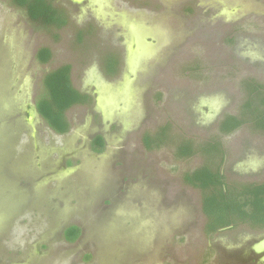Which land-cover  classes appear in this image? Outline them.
<instances>
[{"label":"rangeland","instance_id":"obj_1","mask_svg":"<svg viewBox=\"0 0 264 264\" xmlns=\"http://www.w3.org/2000/svg\"><path fill=\"white\" fill-rule=\"evenodd\" d=\"M53 2L61 29L0 0V264H264V229L208 234L203 191L184 181L211 166L229 187L264 182V132L219 127L247 102L261 115L247 81L264 86V0ZM63 66L90 99L59 134L37 103ZM213 140L220 155L197 150Z\"/></svg>","mask_w":264,"mask_h":264},{"label":"trees","instance_id":"obj_2","mask_svg":"<svg viewBox=\"0 0 264 264\" xmlns=\"http://www.w3.org/2000/svg\"><path fill=\"white\" fill-rule=\"evenodd\" d=\"M11 1L27 12L32 23L44 28L61 29L68 23L66 12L56 7L53 0ZM50 56L48 49H42L38 53V59L42 63L47 62ZM247 82L252 84L254 94H258V92L264 94V86L260 83H256L254 80ZM44 89L45 95L37 103L38 112L55 132L65 134L70 130V124L66 117L67 112L74 106L87 104L90 97L79 92L73 86L70 66H63L47 75L44 80ZM247 103L244 104L240 117H223L219 124L222 132L231 133L244 124H249L264 132V95L259 103L261 115L254 121L245 117L246 108L250 106ZM164 130L161 129V131ZM158 136L160 142L157 141V143L154 137L149 138L147 136L145 142L148 148L159 147L168 140L167 135L164 139L159 133ZM206 144L197 150L206 155H220L222 153L221 143L218 140ZM92 146L95 151H101L105 146L104 138L97 136ZM182 146L181 144L178 146L177 153L179 156L188 157L195 153L191 141L187 142L184 148H181ZM210 167H201L186 174L184 178L188 185L203 191L202 209L207 219L206 232L215 234L222 229L240 224L255 229H264V182L261 184H239L238 188L229 187L226 185L221 171L219 169L212 170ZM79 236L80 229L76 226L71 227L65 233L69 242L76 240Z\"/></svg>","mask_w":264,"mask_h":264}]
</instances>
